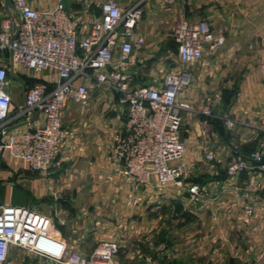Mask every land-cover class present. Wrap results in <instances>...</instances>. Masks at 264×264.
Masks as SVG:
<instances>
[{"label":"crops","instance_id":"1","mask_svg":"<svg viewBox=\"0 0 264 264\" xmlns=\"http://www.w3.org/2000/svg\"><path fill=\"white\" fill-rule=\"evenodd\" d=\"M117 1L122 6L136 2ZM30 2L39 10H50L57 0ZM65 4L73 13L81 7L74 0H66ZM9 7L6 0H0V28ZM99 14V7L92 5L88 12L80 15L84 30ZM201 18H206L217 33L224 34L226 42L216 54L206 55L186 67L192 75V87L181 92L180 98L189 102L192 110L182 112L181 134L187 147L184 173L192 172V179L167 188H136L124 178L121 168L109 163V152L118 128L116 118L88 115L87 109L75 103L71 104L64 121L67 140L57 156L62 163L53 167L49 174L33 172L25 162L5 152L0 154L1 200L52 217L56 234L66 244L69 255L91 257L101 242L118 241L121 264H186L181 256H190L192 250L197 249L192 243V231H174L171 235L162 230L153 238L149 234L154 226L148 219L150 212L162 219V213L167 207L172 208L171 204L174 206L171 212L175 211L171 221L181 220L184 224L192 223L195 210L220 206L226 210L228 218L237 220L238 227L251 231L258 247L264 246V170L249 166L234 176L227 174V165L236 149L244 155L251 152H245L244 144L255 139L256 132L244 131L240 126L229 130L224 121H218L220 116L223 120L224 114L237 120H254L262 114L264 0H180L170 5L158 0L147 2L133 36L134 41L144 38V44L135 47L133 57L137 63L136 68H131L132 80L135 83V78L144 75L155 77L157 71L148 69L155 49L166 45L179 22ZM173 45L175 60L180 64L174 40ZM0 65L9 67L6 89L12 101L11 127H28L27 119L17 114L25 106L26 89L43 80L47 72L34 76L23 64H13L10 52L1 49ZM172 69H179V65ZM237 75L243 84L236 105L218 104L209 98L216 80ZM92 94L97 100L105 96L101 89ZM205 103L213 104L216 119L207 126L198 111ZM205 138L210 141L215 155L211 162L203 152ZM66 155L71 159L66 160ZM193 184L199 185L201 191L196 200L190 198L189 187ZM168 191L169 199H165ZM44 203L48 205L46 212L35 207ZM247 206L253 207L250 215L246 213ZM134 213H140V227L134 220ZM164 222L162 220V225ZM180 228L179 222L177 229ZM198 248L203 249L201 245ZM8 261L9 264H66L64 260L44 257L17 246L10 248Z\"/></svg>","mask_w":264,"mask_h":264},{"label":"built area","instance_id":"2","mask_svg":"<svg viewBox=\"0 0 264 264\" xmlns=\"http://www.w3.org/2000/svg\"><path fill=\"white\" fill-rule=\"evenodd\" d=\"M9 13L0 28V49L9 51L13 64H23L34 76L46 71L25 91V106L17 117H25L28 127H11L12 101L6 87L9 67L0 65V154L7 153L25 162L33 172L47 175L62 160L57 156L67 140L64 120L71 104L85 105L93 91L117 96L118 128L109 152V163L121 168L124 178L136 188L180 183L184 167L179 163L187 151L182 139V112L192 105L180 98L192 81L187 66L214 55L224 46L226 37L217 33L206 18L181 21L173 28V40L183 69L169 70L162 80L138 85L132 80L134 41L142 20L144 5L151 0H136L122 6L117 0H74L81 7L70 12L66 0H57L50 10H39L30 0H10ZM166 5L180 0H158ZM187 1V0H183ZM96 5L100 14L84 30L80 15ZM216 94V100L220 99ZM208 125L215 115L213 104L199 108ZM225 126L234 130L240 121L223 115ZM29 126V124H31ZM261 129L264 130V112ZM204 152L215 159L210 141L205 138ZM264 157V139L249 154L235 151L227 165L234 176ZM66 160L71 156L66 155ZM191 200L200 195V187H189ZM247 206L246 213L252 214ZM17 246L44 257L64 260L66 264H119L116 242H101L91 257L70 254L55 231L52 217L34 209L4 203L0 196V264H9L10 248ZM251 264H264V252Z\"/></svg>","mask_w":264,"mask_h":264},{"label":"rangeland","instance_id":"3","mask_svg":"<svg viewBox=\"0 0 264 264\" xmlns=\"http://www.w3.org/2000/svg\"><path fill=\"white\" fill-rule=\"evenodd\" d=\"M219 8L221 9L220 11H222V8L220 6ZM165 43L166 45L164 47L155 49V52L153 53L154 56L152 57L148 65L149 71L151 69H154V71H157L158 74L155 77L144 75L138 77L137 80L135 78V84L144 85L154 83L155 80H162L165 74L169 70H171L173 66L176 65H179V69L184 68L181 63L179 64L175 60L176 57L174 55L175 50L173 45V30L171 37H169ZM136 63L137 60L135 58V62L131 67L132 69L136 68ZM242 84L243 80L238 75L234 76L231 79L216 80V83H213V89L210 91L209 98L213 101L218 102V104H223L226 106L236 105L237 100L239 98V93L242 89ZM191 87L192 81L184 90V92L190 89ZM216 94H220L221 98L216 100ZM206 104L208 103H205L204 105ZM79 106L81 109H87L88 115H93L94 117L101 116V114H103L102 117L104 118H116V115L119 111L117 105V96L107 94L106 92L103 99L97 100L92 94L87 104ZM261 109H263L262 114L258 119H239L241 122L239 126L244 131H250L252 133L256 132L255 139L252 138L244 144L246 146L244 149L245 152L254 150L257 147L260 139H264V130L261 129L262 116L264 112V99L262 102ZM234 118L236 119V117ZM218 120L223 122L221 116L220 118H218ZM72 123H74V121H72ZM186 154L187 152L179 161V163L183 165V167H185ZM204 154L206 156L205 152ZM206 160H208L207 157ZM190 178L192 179V172L186 174L184 173L178 181L180 183H184ZM178 184L172 183V185ZM170 185L171 184L159 186L158 183L154 181L152 185L149 186H159L167 188ZM144 187L146 188L148 186H142L141 188ZM169 196L170 194L168 191V193L166 192L165 194V199H169ZM171 205L173 208V204ZM40 206L35 207L37 209H41L43 212L47 211V203H44ZM172 208L167 207L165 212L162 213L164 219H158V215H156L155 212H150V215H148V219L149 222H154V226L152 230L149 231V234H151L153 238L156 236L157 232H161L162 230L170 232L171 235L174 231H192V236L194 238L192 240V243L197 249L192 250V255L190 256H181L183 257V260L184 262H186V264H251L255 260L260 259L263 255L264 246L258 247L251 235V231L246 228L238 227L239 225L238 223H236L237 220L234 221V219L228 218L226 210L224 208L220 206H215L213 208H202V210H195V214L192 218V223L190 224H184L181 220L176 222L171 221L170 218L175 215V211L171 212ZM139 216L140 213H134L133 215L138 227H140L141 224L140 220L138 219ZM162 220L165 221L164 225H162L161 223ZM179 222L181 228L177 229ZM114 242H116L118 245V253L115 255V260L119 264H121L120 261L122 260V256L120 254V244L118 243V241ZM168 244H170V242ZM200 245L203 247V249L198 248Z\"/></svg>","mask_w":264,"mask_h":264},{"label":"water","instance_id":"4","mask_svg":"<svg viewBox=\"0 0 264 264\" xmlns=\"http://www.w3.org/2000/svg\"><path fill=\"white\" fill-rule=\"evenodd\" d=\"M6 4H7L8 6H11V1H10V0H6ZM1 138H2V136H1V134H0V143H2V142H1ZM254 165H264V157L262 158V160L257 161V162H254Z\"/></svg>","mask_w":264,"mask_h":264},{"label":"trees","instance_id":"5","mask_svg":"<svg viewBox=\"0 0 264 264\" xmlns=\"http://www.w3.org/2000/svg\"><path fill=\"white\" fill-rule=\"evenodd\" d=\"M216 120L214 117L212 119H210V121H214ZM219 121V120H218ZM220 123H222L221 121H219Z\"/></svg>","mask_w":264,"mask_h":264}]
</instances>
